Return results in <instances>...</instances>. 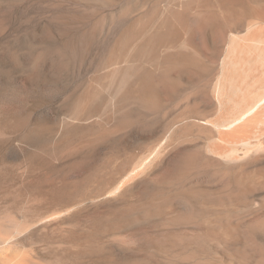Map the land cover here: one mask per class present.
Here are the masks:
<instances>
[{"label": "rangeland", "instance_id": "1", "mask_svg": "<svg viewBox=\"0 0 264 264\" xmlns=\"http://www.w3.org/2000/svg\"><path fill=\"white\" fill-rule=\"evenodd\" d=\"M122 6V0H0V208L59 210L21 235L57 264H264V150L241 154L233 164L244 166L225 177V166L204 164L212 154L203 143L195 146L179 131L149 167L107 194L132 162L165 140L181 102L206 78L181 79L176 93L145 92L136 75L120 86L125 77L108 70L121 62L119 40L141 10L120 20ZM200 48L206 63L216 61L214 76L222 56L218 61L214 43ZM161 50L150 62L149 50L132 62L139 72L160 67ZM210 90L204 91L212 97ZM147 121L159 130L143 134Z\"/></svg>", "mask_w": 264, "mask_h": 264}, {"label": "bare ground", "instance_id": "2", "mask_svg": "<svg viewBox=\"0 0 264 264\" xmlns=\"http://www.w3.org/2000/svg\"><path fill=\"white\" fill-rule=\"evenodd\" d=\"M122 1L121 14L117 15L120 20L123 15L137 8L141 10L130 17L127 22L129 24L124 28L119 40L122 52L119 58L123 64L114 63L108 70L112 73L109 76L115 79L125 77L120 80L122 86L125 79H131L132 75H136L145 92L168 93L175 92V86L181 79L199 82L204 80V76L206 78L203 88L181 102L182 105L179 107H183V111L181 114L179 111L177 117L180 119L174 120V124L168 126L163 135L167 134L165 140L163 142L160 140L154 147L149 148L148 152L132 162L121 177L109 186L107 194H117L127 182L141 174L170 140L180 139L181 135H175L179 131L184 132V137L196 139L195 146L197 143H203L204 150L212 154L206 156L204 162L206 167L217 164L225 166L224 169H220L225 171V177L230 176L233 170L241 169L245 163L233 164L241 154L244 155L253 149L264 150V0ZM227 30H232V35L227 36L225 34ZM241 31L244 33L241 34ZM195 41L197 44H194ZM212 43L215 51H218L217 60L222 56L217 63L216 78V74L213 76L216 61L212 64L206 63L203 60L206 58L197 51L198 48L200 51V46ZM162 47H165V53H162ZM147 50L148 55H145L146 58L144 56L147 62L158 56L161 50L163 56L160 57V67L155 63L154 69L145 67V70L139 72L132 60ZM168 63L171 65L167 66ZM243 78L246 79V83L240 87L239 80ZM207 86L211 87L212 97L206 95L204 91ZM203 107H211L213 111L205 113L206 109L199 110ZM175 124L177 126H174ZM156 129L159 130L151 121L144 123L141 128L143 134L147 135ZM184 148L190 147L186 145ZM213 155H220L226 160ZM235 186L238 189L234 187V190L242 193L244 189L240 190L236 181ZM189 204L182 203V206L191 207ZM14 208L17 210L14 211ZM31 210L27 205L20 204L0 208V264H57L55 258L45 259L36 251L33 245L35 239L30 238L33 242L25 241L26 238H21V235L27 233L34 223L43 221L42 219L46 217H57L61 212L55 209L41 212L33 210L31 213ZM17 211L18 213L21 211L22 216H18ZM47 236L46 231L40 238L45 239Z\"/></svg>", "mask_w": 264, "mask_h": 264}]
</instances>
